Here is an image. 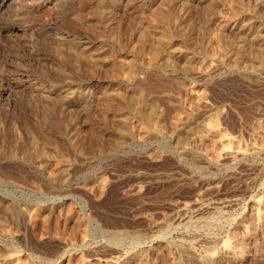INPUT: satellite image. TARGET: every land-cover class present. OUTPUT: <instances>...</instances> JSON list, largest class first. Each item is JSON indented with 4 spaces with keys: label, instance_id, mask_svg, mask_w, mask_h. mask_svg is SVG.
<instances>
[{
    "label": "rangeland",
    "instance_id": "rangeland-1",
    "mask_svg": "<svg viewBox=\"0 0 264 264\" xmlns=\"http://www.w3.org/2000/svg\"><path fill=\"white\" fill-rule=\"evenodd\" d=\"M256 35L264 0H0V264H264Z\"/></svg>",
    "mask_w": 264,
    "mask_h": 264
},
{
    "label": "bare ground",
    "instance_id": "bare-ground-1",
    "mask_svg": "<svg viewBox=\"0 0 264 264\" xmlns=\"http://www.w3.org/2000/svg\"><path fill=\"white\" fill-rule=\"evenodd\" d=\"M256 7H257V6H256ZM253 11H254V10H253ZM257 34H258V33H257ZM144 37H146V35H145ZM254 38L258 41V47H259V49H260L261 51H264V42H263V41L259 42L260 40L263 39V36H260V37H259L258 35H256ZM167 42H168V41H166L164 44L167 45V44H168ZM166 43H167V44H166ZM156 51H157V50H156ZM156 51H155V52H156ZM155 52H154V53H155ZM261 64H262V63H261ZM248 66H249V65H248ZM141 85H142V84H141ZM132 97H133V96H132ZM137 99H139V96H138ZM137 99H136V100H137ZM157 99H158V98H157ZM139 100H141V99H139ZM176 108H177V107H176ZM150 109H151V108H150ZM156 112H157V110L154 108V109L150 110V113H149V114L154 115L153 117H159L158 114H157L158 112H157V113H156ZM146 114H147V113H146ZM151 117H152V116H151ZM147 119H148V118H147ZM187 119H188V118H187ZM157 120H158V119H157ZM178 125H179V124H178ZM155 126L158 127V125H155ZM156 127H154V128H156ZM263 143H264V142H263ZM234 147H235V146H234ZM254 150H255V149H254ZM59 154H60V153H59ZM199 155H200V154H199ZM204 155H205V154L202 153V156H203V157H204ZM56 156H57V155H56V153H55V157H56ZM57 158H58V157H57ZM59 158H61V157H59ZM235 158H236V157H235ZM63 159H64V158H62V160H63ZM48 165H50V164H48ZM49 168L51 169V167H49ZM58 170H59V169H58ZM58 170H53V167H52V170H51V171L55 173V172H57ZM51 171H49V172H51ZM58 173H59V172H58ZM60 173H61V172H60ZM52 175H53V174H52ZM52 175H51V176H52ZM56 175H57V174H56ZM56 175H55V176H56ZM53 176H54V175H53ZM60 178H61V177H60ZM136 192H137V191H136ZM189 220H190V219H189ZM207 255L210 257L209 253H208ZM207 255H206V256H207Z\"/></svg>",
    "mask_w": 264,
    "mask_h": 264
}]
</instances>
